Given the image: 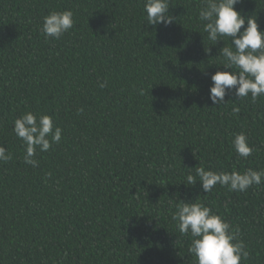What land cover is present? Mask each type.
Wrapping results in <instances>:
<instances>
[{
    "label": "trees",
    "instance_id": "obj_1",
    "mask_svg": "<svg viewBox=\"0 0 264 264\" xmlns=\"http://www.w3.org/2000/svg\"><path fill=\"white\" fill-rule=\"evenodd\" d=\"M0 264H264V0H0Z\"/></svg>",
    "mask_w": 264,
    "mask_h": 264
}]
</instances>
